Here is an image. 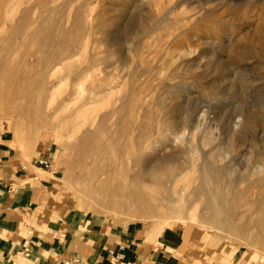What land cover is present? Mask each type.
I'll list each match as a JSON object with an SVG mask.
<instances>
[{
    "label": "rangeland",
    "instance_id": "obj_1",
    "mask_svg": "<svg viewBox=\"0 0 264 264\" xmlns=\"http://www.w3.org/2000/svg\"><path fill=\"white\" fill-rule=\"evenodd\" d=\"M27 1L18 6L12 0L0 13V57L21 63L17 77L23 80L9 84L5 96L6 83L0 80V143L9 140L26 159L51 157L58 176L56 197L75 208L82 222L108 218L122 226L138 223L155 236L183 234L187 243L210 244L222 263L228 259L229 264L233 257L231 264H264V253L249 247L248 237L234 239L218 226L190 221L209 209L204 198L191 200L198 181L188 175L202 158L211 161L224 181L234 180L221 203L224 214L215 215L225 220L231 215L232 225L250 221V233L261 228L255 210L264 202V180L257 182L264 176V0H48L44 9L58 5L60 16L66 11L67 19L83 11L85 33L76 44L45 47L43 54L53 59L47 66L37 64L35 46L24 40L27 34L18 36L15 30ZM101 16L108 22L105 26ZM131 97L160 118L169 114L177 126H195L157 137L170 140L188 165L175 178L144 183L159 209L157 216L137 215L125 204L122 191L108 194L117 205L110 209L95 205L87 194L89 187L98 189L102 176L89 180L94 163L80 153L83 137L86 143L89 132L103 121L105 127H114L118 110L125 105L128 112L131 107ZM17 105L27 109L20 111ZM142 113L140 108L139 117ZM241 126H247L242 138L229 151L232 130ZM94 141L93 150L106 149L100 145L103 140ZM1 160L0 151V165ZM129 168L138 171L133 162ZM120 181L126 182L120 176L111 184ZM173 213L178 220L159 218Z\"/></svg>",
    "mask_w": 264,
    "mask_h": 264
},
{
    "label": "bare ground",
    "instance_id": "obj_2",
    "mask_svg": "<svg viewBox=\"0 0 264 264\" xmlns=\"http://www.w3.org/2000/svg\"><path fill=\"white\" fill-rule=\"evenodd\" d=\"M11 1L12 0H0V13L4 12L5 8L10 5ZM14 1L17 2L19 6L23 0ZM47 1L48 0L27 1L26 5L24 7L22 6L23 8L21 9V20L19 22L17 21L15 25V30L18 36L21 34L22 36L27 34V40L26 38L24 39L27 43L25 44L35 46V58L37 60V64L41 66H47L53 61V59L43 54L42 51L45 47H53L57 50L62 44H76L79 42L78 39L80 37V33H85V13L83 11L79 12L76 10V13L71 17V19H67L66 11H64L60 16L58 5H51V7L44 9L45 5H43V3ZM15 2L13 4H15ZM63 3H60L59 5H62ZM37 9V16L33 19V17H35L33 16V12ZM44 11L48 12L47 16L43 15ZM100 21L104 24V26L108 24V22L106 23V19L102 16ZM35 22L37 25L33 26ZM68 23L69 27L66 25ZM2 26L3 25H1L0 28ZM102 31L105 30L103 29ZM109 50L112 51L111 49ZM12 62L14 61L10 56H7V58L0 57V80L2 79V81L6 83V86L2 90L4 96L5 92L9 93L11 91L9 84L14 83L17 80L23 81L20 76L17 77V74L20 71L21 63L16 62L12 64ZM70 73L72 72L70 71ZM142 89V92L144 93L145 88ZM26 92L29 93L30 90L27 89ZM132 98L133 102L128 112L125 105H123L125 111H122L123 107L118 110L120 118L119 122L116 121L117 123L114 127H105L106 121H103L104 124L102 126H99L97 129L89 132V137L86 138V143L85 135L83 137V146L80 153L88 154L93 159L94 163V165L91 166V170L88 172L89 180L94 179L96 181L98 175H100L99 177L102 176L98 180V189L89 187L87 194L91 197L92 201H94L95 205L104 209H110L117 207V205L112 204L108 194L118 195L122 191L123 193L120 195H123V198L126 199L125 204L128 203L127 207L130 210L135 212L137 215H148L150 217L157 216V210L159 209L156 207L155 203H152V193L151 191H147V185L144 183L148 181L151 184L153 183L152 185H155L154 183L156 182L162 183L163 180L171 177L175 178L176 175L183 174V170L188 167L186 160H181L179 158V153L175 147L170 144V140L161 141L157 137L159 134H163L166 131H170L175 135L183 129H192L195 126H190L191 124L189 122H184L183 126H177L175 121L173 122L172 119V121L169 119L168 113H166L168 114V118L166 116L164 118H160L159 116L154 115L152 111L148 110L147 107L140 103L138 99L135 97H131V99ZM24 105H17L16 108L20 111H25L27 109V105ZM9 107L12 108V106ZM140 108H142L143 113L139 117ZM246 127L247 126H241L238 130H232V135H234V137L228 143L229 151H232L235 148L236 140L242 138V133ZM99 138L101 141L103 140V144L100 143V145L107 146L105 150L102 148L93 150V148H97V144L94 140ZM211 140L212 139L209 135L205 136V142L209 143ZM111 155H114L115 157L112 158ZM126 155H128L129 158L126 159ZM218 156H221L220 152H218ZM129 162H133L134 166H137V172L134 171L135 173H131ZM107 167H109V169ZM111 168L113 169L110 170ZM225 171L226 167L222 169L223 173H225ZM191 173L193 178L198 181V184L191 192V200L201 201V199L204 198L205 205L209 211H205L206 213L201 214V216L193 217L190 221L204 224L209 223L211 225L218 226L217 228L224 230L227 235L234 239L243 240V238L248 237L252 243L246 244L249 247L260 250L264 253V202L261 204V201H259L258 206L263 208L255 210V222L258 225H261V228H259L260 230L258 229L255 232L250 233L248 231L250 221H240L236 225H232L234 219L231 215L229 216L230 218L228 217L226 220L215 215L218 213L224 214V212H222L223 209L221 203L225 200L226 189L231 188L234 184V180L224 181L221 172L211 161L205 158H202V161L197 168L194 169L192 167L188 175ZM120 176L125 178L126 182L120 181L115 185V187H113L111 184L112 180ZM262 180H264V176L257 182L261 183ZM251 185L252 184L249 185V188ZM236 198L238 197H233V199ZM121 203L122 202H120L119 205ZM174 214L176 213H173L172 215L165 214V216L159 218L163 221H169L172 219L178 220L179 216L176 217ZM252 216L254 215L252 214ZM242 217L244 218V215ZM251 218L252 217L248 219L250 220ZM180 219H182V217ZM255 222H253V224L256 225Z\"/></svg>",
    "mask_w": 264,
    "mask_h": 264
},
{
    "label": "crops",
    "instance_id": "obj_3",
    "mask_svg": "<svg viewBox=\"0 0 264 264\" xmlns=\"http://www.w3.org/2000/svg\"><path fill=\"white\" fill-rule=\"evenodd\" d=\"M7 141L0 143V264L222 263L210 244L187 243L183 234L78 220L75 208L56 197L52 158L40 157L51 163L42 166Z\"/></svg>",
    "mask_w": 264,
    "mask_h": 264
},
{
    "label": "built area",
    "instance_id": "obj_4",
    "mask_svg": "<svg viewBox=\"0 0 264 264\" xmlns=\"http://www.w3.org/2000/svg\"><path fill=\"white\" fill-rule=\"evenodd\" d=\"M36 162L39 163L42 166H45V167H49L50 166V162L48 160H45V159L37 158Z\"/></svg>",
    "mask_w": 264,
    "mask_h": 264
}]
</instances>
